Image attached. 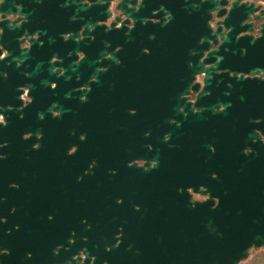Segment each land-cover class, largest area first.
<instances>
[{"label":"flooded vegetation","instance_id":"obj_1","mask_svg":"<svg viewBox=\"0 0 264 264\" xmlns=\"http://www.w3.org/2000/svg\"><path fill=\"white\" fill-rule=\"evenodd\" d=\"M103 42L87 40L75 67L32 70L27 87L9 64L0 77V252L43 251L59 264L61 250H77L81 264L88 247L92 264L96 250L168 249L191 262L176 256L209 230L248 221L264 232V115L243 117L220 85L218 98H198L205 73L185 88L187 68L150 66L137 49L113 61ZM235 264H264V246Z\"/></svg>","mask_w":264,"mask_h":264},{"label":"water","instance_id":"obj_2","mask_svg":"<svg viewBox=\"0 0 264 264\" xmlns=\"http://www.w3.org/2000/svg\"><path fill=\"white\" fill-rule=\"evenodd\" d=\"M225 4L227 1L217 0H0V54L3 49L8 54L0 59V77L8 72L9 64L17 88L27 87L29 79H35L32 70L44 73L54 67H58L54 72L75 67L76 52L87 50V40L105 43L106 39L105 54H110L111 60H120L121 52L128 60L137 49L150 66L187 68L189 78L178 82L185 88L197 73H205V86L198 98L205 89V97L218 98L212 86L220 85L225 89L220 92L222 97L241 100L242 116L262 118L264 77L251 75H264V8L250 0H234L229 8L223 7ZM114 9L119 14L115 15ZM110 18V28L103 32L106 25L98 23ZM216 18L221 19L214 26ZM121 19V26L116 27ZM258 19L262 22L255 35L254 21ZM25 41L28 46L21 47ZM192 88L198 89V83ZM198 239L197 246L185 250L190 255L176 256L191 262L170 261L174 255L169 256L168 249L113 250L109 256H99L101 252L96 250L92 264L111 262L110 257L111 264H235L252 246H264V232H251L248 221L225 225L220 235L209 230ZM28 252L22 248L0 252V264H56L49 263L50 257L43 251ZM75 253L77 250H61L58 263L72 260L71 264H77L72 258ZM83 253L86 257L81 264H89L92 252L87 247Z\"/></svg>","mask_w":264,"mask_h":264}]
</instances>
